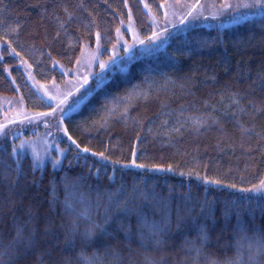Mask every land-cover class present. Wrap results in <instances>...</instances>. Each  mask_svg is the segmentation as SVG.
Masks as SVG:
<instances>
[{
    "label": "trees",
    "instance_id": "obj_1",
    "mask_svg": "<svg viewBox=\"0 0 264 264\" xmlns=\"http://www.w3.org/2000/svg\"><path fill=\"white\" fill-rule=\"evenodd\" d=\"M165 1L0 0V97L48 110L22 61L61 82ZM64 130L57 166L0 138V264H264V13L173 36Z\"/></svg>",
    "mask_w": 264,
    "mask_h": 264
},
{
    "label": "rangeland",
    "instance_id": "obj_2",
    "mask_svg": "<svg viewBox=\"0 0 264 264\" xmlns=\"http://www.w3.org/2000/svg\"><path fill=\"white\" fill-rule=\"evenodd\" d=\"M262 13L264 0H166L162 18L151 13V35L143 36L130 17L119 29L113 47L107 50L98 36L94 47L83 49L74 69H62L61 82L38 81L32 66L22 61L28 82L50 108L31 110L20 95L0 97V138L10 134L16 141L15 154L29 153L38 167L48 161L60 165L66 154L61 145L66 136L65 119L114 74L127 71L134 61L164 49L173 36L191 28H224ZM25 129L32 134L25 136ZM261 184L253 189L255 194H264Z\"/></svg>",
    "mask_w": 264,
    "mask_h": 264
},
{
    "label": "snow or ice",
    "instance_id": "obj_3",
    "mask_svg": "<svg viewBox=\"0 0 264 264\" xmlns=\"http://www.w3.org/2000/svg\"><path fill=\"white\" fill-rule=\"evenodd\" d=\"M145 7H147V5H145ZM85 151H87V149H85ZM56 163H58V161ZM137 167H140V165H137ZM260 187L264 188V183H262Z\"/></svg>",
    "mask_w": 264,
    "mask_h": 264
}]
</instances>
